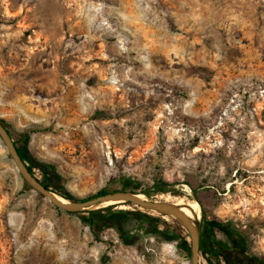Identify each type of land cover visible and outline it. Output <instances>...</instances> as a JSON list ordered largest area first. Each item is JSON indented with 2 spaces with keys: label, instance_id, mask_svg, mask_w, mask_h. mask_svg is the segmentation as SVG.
Returning <instances> with one entry per match:
<instances>
[{
  "label": "rangeland",
  "instance_id": "obj_1",
  "mask_svg": "<svg viewBox=\"0 0 264 264\" xmlns=\"http://www.w3.org/2000/svg\"><path fill=\"white\" fill-rule=\"evenodd\" d=\"M0 119L53 190L195 200L198 264H264V0H0ZM99 210L28 189L0 140V264H190L172 218Z\"/></svg>",
  "mask_w": 264,
  "mask_h": 264
},
{
  "label": "water",
  "instance_id": "obj_2",
  "mask_svg": "<svg viewBox=\"0 0 264 264\" xmlns=\"http://www.w3.org/2000/svg\"><path fill=\"white\" fill-rule=\"evenodd\" d=\"M0 140L23 181L26 182L35 192L46 198L59 210L67 213L90 211L88 209L94 205L101 204L102 202L107 200H116L123 203H128L143 210L155 212L162 216H168L175 222H177L186 231L190 243V264H198L197 256L199 253L200 245L198 225L194 220L189 219L184 213H182L180 207L176 204L165 201H150L149 199H146L144 201L138 200L133 198V196L137 193L117 191L103 196H96L93 198L79 200L78 202H70L67 200L70 203L69 206L61 205L51 197L52 192L46 189L41 182H39L34 176L29 173L27 164L22 161L8 130L1 123Z\"/></svg>",
  "mask_w": 264,
  "mask_h": 264
},
{
  "label": "trees",
  "instance_id": "obj_3",
  "mask_svg": "<svg viewBox=\"0 0 264 264\" xmlns=\"http://www.w3.org/2000/svg\"><path fill=\"white\" fill-rule=\"evenodd\" d=\"M0 123H1V124L7 129L6 124H5V122H4L3 120L0 119ZM7 130H8V129H7ZM8 132H9V131H8ZM9 134H10V136H11V133H10V132H9ZM23 137H24V136H20V140H18L17 142L14 141L13 139H12V140H13V143H14V145H15V147H16V149H17V151H18V153H19V155H20L22 161L26 163V156L24 155V152L21 150V146H20V143H21ZM11 138H12V136H11ZM32 163H33V164H32ZM32 163H31V165H28V166H27V169H28L29 173H30L32 176H34V177L38 180L37 176H36L35 173H34V169L36 168V169L40 170L41 172H42V171L44 172V171H45V170H44V164H41V163H39V162H36L35 160H33ZM38 181L41 182V183L45 186V188L48 189L50 192H52V193H54V194H56V195H58V196H60V197H62V198H64V199H66V200H68V201H70V202H78V201H79V200L75 199L73 196H71V195H69L68 193H66L63 189H55V190H53V189L51 188V185H50L52 182H51L50 184H47V183H45V182H43V181H40V180H38ZM113 183H114V179L111 180V181H109L108 184H107V186L101 188L99 191H97V192H96L92 197H90V198H93V197H96V196H103V195H106V194H109V193H113V192H117V191H123V192H130V193H133L132 191H125L124 189H123V190H118V189H116V188H112L110 185H112ZM24 184H25V186H26L28 189H32V188H31L26 182H24ZM155 184H156V187H159V186H166V185H167L166 182H164V181L161 180V179L157 180V181L155 182ZM142 193H143L146 197H149V193H148L147 191H142ZM126 204L130 206V204H128V203H126ZM112 207H114V206H109V207L106 208V209H112ZM99 211H101V210H97V211H87V212H86V213H88V214L91 216V217L89 218V227H91V228L96 227V223H95V221H94L93 218H92V214H94V213H99ZM77 213H78V212H77ZM71 214H75V213H71ZM139 220H140V221H144V220H147V219L144 218V215L141 214ZM175 224L178 226V228H179L181 231H183V229L181 228V226H180L177 222H175ZM103 227H105V226H103ZM103 227H102V228H103ZM186 237H187L186 234H184L183 237H180L181 245H182L183 247H186L187 249H190V244H189V242L187 241ZM208 241H209V243L212 245V244L214 243V238H213V237H209V238H208ZM199 251H201L200 248H199ZM258 262H259V261H258ZM105 263H106V258H103V259L101 260V264H105Z\"/></svg>",
  "mask_w": 264,
  "mask_h": 264
},
{
  "label": "bare ground",
  "instance_id": "obj_4",
  "mask_svg": "<svg viewBox=\"0 0 264 264\" xmlns=\"http://www.w3.org/2000/svg\"><path fill=\"white\" fill-rule=\"evenodd\" d=\"M182 192H184L186 194V196H190L191 192L189 190V188L186 185L182 186ZM51 197L59 204L64 205V206H69L70 203L65 200L64 198H61L60 196L51 193ZM133 198L138 199V200H146L147 197L143 194H136L133 196ZM165 202H170V203H174L177 206L180 207V210L182 213H184L189 219L191 220H195L198 219L201 209L199 204L195 201H187L186 203H184L182 200H172L168 195H166L165 197H163L162 199ZM114 205H119L121 207H128V205L126 203L120 202V201H114V200H107L102 202L101 204L98 205H94L92 207H90L88 210L93 211V210H99V209H105L109 206H114Z\"/></svg>",
  "mask_w": 264,
  "mask_h": 264
},
{
  "label": "flooded vegetation",
  "instance_id": "obj_5",
  "mask_svg": "<svg viewBox=\"0 0 264 264\" xmlns=\"http://www.w3.org/2000/svg\"><path fill=\"white\" fill-rule=\"evenodd\" d=\"M199 235H200V231H199ZM210 246L213 248L214 252H218L220 254H223L225 256H230L231 258H239L241 257L239 254H237L235 251L233 250H229L228 248H225L222 245H219L216 241H214V243Z\"/></svg>",
  "mask_w": 264,
  "mask_h": 264
}]
</instances>
